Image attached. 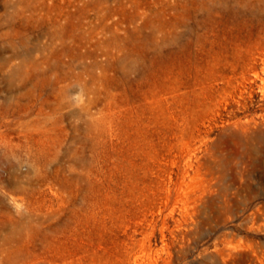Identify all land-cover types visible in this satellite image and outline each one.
Wrapping results in <instances>:
<instances>
[{
	"label": "rangeland",
	"instance_id": "1",
	"mask_svg": "<svg viewBox=\"0 0 264 264\" xmlns=\"http://www.w3.org/2000/svg\"><path fill=\"white\" fill-rule=\"evenodd\" d=\"M0 264H264V0H0Z\"/></svg>",
	"mask_w": 264,
	"mask_h": 264
}]
</instances>
